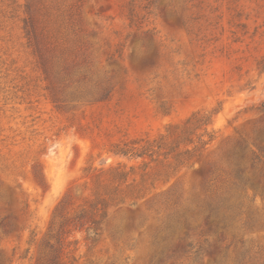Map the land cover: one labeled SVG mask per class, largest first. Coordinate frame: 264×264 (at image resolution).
Returning a JSON list of instances; mask_svg holds the SVG:
<instances>
[{"label": "rangeland", "instance_id": "obj_1", "mask_svg": "<svg viewBox=\"0 0 264 264\" xmlns=\"http://www.w3.org/2000/svg\"><path fill=\"white\" fill-rule=\"evenodd\" d=\"M49 242L264 264V0H0V264Z\"/></svg>", "mask_w": 264, "mask_h": 264}, {"label": "trees", "instance_id": "obj_2", "mask_svg": "<svg viewBox=\"0 0 264 264\" xmlns=\"http://www.w3.org/2000/svg\"><path fill=\"white\" fill-rule=\"evenodd\" d=\"M64 203H65V199L60 203L59 207L64 206ZM59 207H58V209H59ZM89 219L87 217L85 209H82L79 213H76V216L74 218H72L70 220H73L74 222H76L80 226V228L82 229V228H84L85 226H87L89 224V222H90ZM66 222H64V224L60 227V230H59V233L57 234V236H54V238L57 239V244L58 245L61 244L62 235L64 233V229L63 228L65 227ZM90 223L92 225H94L95 229L99 225L98 221H96V220H91ZM51 228H53V226ZM86 229L89 230V229H91V227H87ZM52 237H53V235H52ZM48 248L50 249L49 258L46 261V263L44 262L42 264H65V262L63 261V258H62L63 252L60 251V247H56L54 245H51V243L49 242L48 243Z\"/></svg>", "mask_w": 264, "mask_h": 264}]
</instances>
